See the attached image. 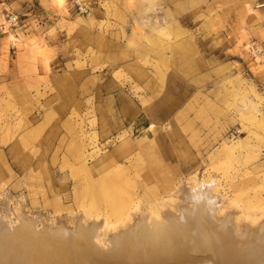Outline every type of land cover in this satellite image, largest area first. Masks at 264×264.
Returning a JSON list of instances; mask_svg holds the SVG:
<instances>
[{
	"label": "rangeland",
	"instance_id": "rangeland-1",
	"mask_svg": "<svg viewBox=\"0 0 264 264\" xmlns=\"http://www.w3.org/2000/svg\"><path fill=\"white\" fill-rule=\"evenodd\" d=\"M213 182L264 222V0H0V212L54 226ZM130 211V210H129Z\"/></svg>",
	"mask_w": 264,
	"mask_h": 264
},
{
	"label": "bare ground",
	"instance_id": "bare-ground-1",
	"mask_svg": "<svg viewBox=\"0 0 264 264\" xmlns=\"http://www.w3.org/2000/svg\"><path fill=\"white\" fill-rule=\"evenodd\" d=\"M101 190L113 220L108 244L97 214L51 226L24 209L17 223L0 212V264H264V222L240 225L213 182L189 187L178 209L148 213Z\"/></svg>",
	"mask_w": 264,
	"mask_h": 264
}]
</instances>
